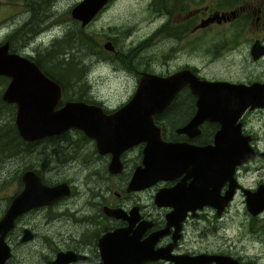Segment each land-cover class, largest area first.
Instances as JSON below:
<instances>
[{
	"label": "flooded vegetation",
	"instance_id": "af4514ba",
	"mask_svg": "<svg viewBox=\"0 0 264 264\" xmlns=\"http://www.w3.org/2000/svg\"><path fill=\"white\" fill-rule=\"evenodd\" d=\"M14 1L19 9L28 6ZM49 1L36 0L40 6ZM111 1L83 26L71 18L70 4L51 15L52 26L72 22L74 30L100 37L93 42L97 62L74 64L72 76L54 74L55 64H67L39 51L57 33L42 40L23 22L17 26L16 53L59 88L54 109L67 94L110 115L130 101L144 74L190 71L199 81L196 90L185 85L163 96L150 116L161 145L168 146L156 179L150 162L142 163L144 142L109 151L70 128L23 141L13 152L0 143V219L22 190L23 173L34 172L49 187L63 185L50 204L27 208L1 228L0 264H49L65 252L83 257L65 264H95L98 238L129 223L141 229L140 239L161 231L153 248L164 257L144 264H264V0H138L140 19L134 20L132 7L125 20L93 28ZM164 42L157 58L155 47ZM125 63L135 70L132 76L124 73ZM92 64L102 69L99 80L120 88L99 91L88 75H77ZM14 157L21 163L13 172L18 186L2 188L3 158ZM134 176L139 181L130 183ZM113 209L123 217L107 213Z\"/></svg>",
	"mask_w": 264,
	"mask_h": 264
},
{
	"label": "water",
	"instance_id": "95a60500",
	"mask_svg": "<svg viewBox=\"0 0 264 264\" xmlns=\"http://www.w3.org/2000/svg\"><path fill=\"white\" fill-rule=\"evenodd\" d=\"M107 1L80 0L70 8V16L83 26ZM0 75L8 78L1 99L16 105L14 124L21 140H38L73 128L93 139L98 148L109 151H121L132 144L144 142L142 163L146 165L147 161L150 162L152 179L160 175L158 169L163 151L168 146L161 145L159 130L152 124L150 116L160 109L164 91L166 93L179 82L196 90V83L199 82L187 72L162 78L144 74L130 101L106 116L96 105L81 101L65 102L54 109L60 97L56 83H52L28 58L16 52H8L7 42L0 43ZM203 84L220 85L209 82ZM170 148L174 152L178 151L176 147ZM169 159L170 155L166 161ZM136 178L139 177L134 176L130 183L139 181ZM22 180V190L12 197L7 211L0 219L2 232L11 226L18 213L33 206L48 205L62 194L59 191L63 185H43L32 171L23 173ZM107 213L123 217V213L117 209L108 210ZM160 234L161 231H158L140 239L141 229L138 226L132 228L131 223L127 227L106 232L98 238L99 261L95 264H144L164 257L162 250L153 248L154 239ZM80 258L83 257L72 252L57 253L49 264H65Z\"/></svg>",
	"mask_w": 264,
	"mask_h": 264
},
{
	"label": "rangeland",
	"instance_id": "374dc122",
	"mask_svg": "<svg viewBox=\"0 0 264 264\" xmlns=\"http://www.w3.org/2000/svg\"><path fill=\"white\" fill-rule=\"evenodd\" d=\"M73 1L76 0H50L49 3L45 6H40L36 0H25L27 2L28 6L24 7L23 9H19V5L17 1L14 0H0V42L4 41L6 36H10L12 32L17 29V26L23 22L25 26L31 27L30 29L40 33L43 28L49 29L47 32L46 30H43L41 32V39L42 40H48L49 38L53 37L55 33L58 35L54 39V43L52 44H43L39 45V51L46 54L47 57H52L55 61H63L67 64V66H60L59 63L55 64L53 73L59 74V75H74L76 73V67H73L76 63L81 64H89L97 62V59L95 58L96 50L98 46L93 47L91 43H89V38L91 42L99 43L98 38L95 37L96 33H94V36L91 35L88 32L83 33V30L80 29L78 26L76 27L77 31L73 29V24L70 22L68 25L67 22L61 25H53L50 17H52L56 12H60L64 10L69 4V8L75 3ZM72 2V3H71ZM38 5H37V4ZM46 6L50 7L49 10H43ZM134 9L135 16L134 20L140 19L142 16L143 9H139V3L138 0H112L106 8L103 10V12L98 13L97 20L93 23V28L98 27L99 25H103L104 28L105 25H111L116 22H121L125 20L131 11V9ZM139 10V11H138ZM52 15V16H51ZM65 15L63 12L60 17ZM97 16V15H96ZM68 28L70 31H68ZM79 28V29H78ZM63 33H60L62 30ZM79 30L82 31V33L79 32ZM94 31V29H92ZM101 33V32H100ZM99 33V34H100ZM90 34V36H89ZM14 36V35H12ZM12 36H10L12 38ZM15 40H13V47H11L10 43L9 48L11 52H16L18 48L20 47V36L18 33L14 36ZM168 45V42H164L161 45L155 47V53L156 57H160V51L162 48H165ZM41 46H45L43 49H40ZM189 55V54H188ZM50 59V58H45ZM95 64H92V67L88 69L87 72L81 70L80 73L77 75H88L89 80L93 83V87H95L96 90L99 91H111L114 88H120L117 86V83L115 81H108V80H99L98 75L99 72L102 71L101 68L97 67L95 68ZM47 69V66H44V69ZM124 72L125 74H128L129 76H132L135 72L133 68H131L127 63L124 64ZM111 75L110 71L108 72ZM2 79V92L4 88L6 87V79L1 76L0 81ZM120 80V79H119ZM1 90V89H0ZM67 95V94H66ZM112 96V95H111ZM68 99V100H67ZM112 99L109 98V102ZM71 100V96L67 95L66 101ZM72 101V100H71ZM16 112V105L15 103H10L2 99V111L0 112V125H3L4 123H9V125L12 128L13 136L8 134L3 128V135L5 138H1L0 141L2 142V145L6 148H14L15 145H17L18 140L17 138H20L17 134L16 126L14 124V116ZM8 128V125H7ZM1 129V128H0ZM9 129V128H8ZM1 137V136H0ZM18 146V145H17ZM31 156H27L26 161H30ZM2 188H14L15 186H18V183L16 182V177L14 176V170L17 169L20 166V161H18L15 157L11 159L3 158L2 161ZM7 190H4L2 192V199L7 197ZM10 192V191H9Z\"/></svg>",
	"mask_w": 264,
	"mask_h": 264
},
{
	"label": "trees",
	"instance_id": "16d2710c",
	"mask_svg": "<svg viewBox=\"0 0 264 264\" xmlns=\"http://www.w3.org/2000/svg\"><path fill=\"white\" fill-rule=\"evenodd\" d=\"M25 1V0H24ZM50 9V7H48V6H46L43 10H49ZM18 32V29H15L13 32H12V34L10 35V36H12V35H16V33ZM14 36H12V38L11 37H9V36H6L5 38H6V40H7V42H9L10 43V45H11V47H13V48H15L14 46H13V40H15V37ZM89 43H91L92 45H93V47H96V45L93 43V42H91V40H90V38H89V41H88ZM1 43V42H0ZM1 84H2V79H1V81H0V87H1ZM2 107V102L0 101V108ZM1 112V111H0ZM7 125H8V128H7ZM0 139L1 138H5V136L3 135V131H2V128L8 133V134H10V135H12L13 136V133H12V128H11V126L9 125V123H4L3 125H0ZM14 137V136H13ZM17 140H18V143H17V145H19V144H22V142H23V140H21L20 138H17ZM0 143H2L1 141H0ZM17 145H15L14 146V148H6L5 146H3V148L4 149H6V150H10V151H15V149H16V147H17Z\"/></svg>",
	"mask_w": 264,
	"mask_h": 264
},
{
	"label": "bare ground",
	"instance_id": "6f19581e",
	"mask_svg": "<svg viewBox=\"0 0 264 264\" xmlns=\"http://www.w3.org/2000/svg\"><path fill=\"white\" fill-rule=\"evenodd\" d=\"M47 29V27L46 28H43V30H46ZM49 29H51V28H49ZM49 29H47L46 30V32L49 30ZM43 30H41L40 31V33L39 34H41V32L43 31ZM7 51L8 52H10V53H12L11 51H10V48H9V44L7 43ZM39 69V68H38ZM40 70V69H39ZM182 72H187V73H190V71H182ZM177 73H179V72H177ZM1 76H3V75H0V77ZM4 78H6L5 76H3ZM179 78V77H178ZM52 83H55L54 81H52ZM185 85H183L182 84V82H179V83H177L175 86H173L171 89H168L169 87L167 86L166 87V89H168V91L165 93V91L162 93V95L163 96H166V97H169L174 91H178L181 87L183 88ZM176 93V92H175ZM174 96V95H173ZM65 97H67V95L65 96ZM59 100H60V97H59ZM64 102L63 103H65V102H69V101H71V100H69V101H66V98H64V100H63ZM10 103H14V102H10Z\"/></svg>",
	"mask_w": 264,
	"mask_h": 264
}]
</instances>
